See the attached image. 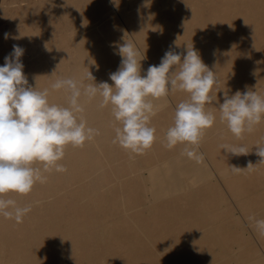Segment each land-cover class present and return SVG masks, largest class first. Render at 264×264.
<instances>
[{"label":"bare ground","instance_id":"bare-ground-1","mask_svg":"<svg viewBox=\"0 0 264 264\" xmlns=\"http://www.w3.org/2000/svg\"><path fill=\"white\" fill-rule=\"evenodd\" d=\"M124 39L144 58L141 76L169 49L194 47L219 79L210 93L219 103L237 90L264 96V0H0V66L21 46L29 85L48 88L50 103L67 106L69 94L51 89L60 78L113 85L121 57L112 45ZM101 99L80 98L78 117L99 135L65 147L66 171L44 172L27 195L4 194L31 211L20 223L0 215V264H264V235L249 220L264 219L256 155L264 119L237 139L220 121L219 103L206 104L216 121L204 130L197 161L184 144L166 147L176 106L189 99L170 90L149 97L156 140L131 153L113 143L120 124ZM223 144L249 154L232 155Z\"/></svg>","mask_w":264,"mask_h":264},{"label":"clouds","instance_id":"clouds-1","mask_svg":"<svg viewBox=\"0 0 264 264\" xmlns=\"http://www.w3.org/2000/svg\"><path fill=\"white\" fill-rule=\"evenodd\" d=\"M5 39L8 34L5 33ZM114 54L121 57L118 69L110 73L107 82L84 85L72 78H60L51 84L52 90H65L67 106L49 102V89L37 90L29 85L23 71L21 57L24 49L14 44L13 50L0 66V215L14 218L17 223L31 211V205L20 207L14 199L4 194H29L36 182L44 183V172L67 169L59 163L65 156V147H81L99 135V130L87 125L78 114L84 112L80 98L99 96L100 107L109 104L120 126L115 128L113 143L140 153L150 148L156 140V129L149 126L157 108L149 100L167 96L177 89L187 92L189 99L180 102L175 109L174 124L169 127L165 139L171 149L184 144V154L197 161L203 159L198 153L204 130L213 126L216 116L205 110L206 104L217 102V94H210L219 84L216 74L202 61L197 50L186 49V54L171 49L164 53L159 65H149L141 76V53L134 42L114 44ZM183 57V58H182ZM174 66H178V70ZM88 79L94 81L89 72ZM219 119L227 129L241 139L245 133L255 131L264 119V96L256 91L237 90L233 95L224 93L219 103ZM221 149L232 155H247L245 146L223 144ZM256 155L264 163V146H256ZM42 164L34 167V164ZM253 165L248 164L246 169ZM233 171L240 168L232 166ZM256 231L264 235V219L249 217Z\"/></svg>","mask_w":264,"mask_h":264}]
</instances>
